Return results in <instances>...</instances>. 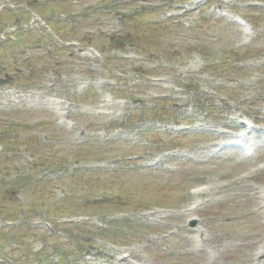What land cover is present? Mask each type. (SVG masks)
<instances>
[{"label":"rangeland","instance_id":"rangeland-1","mask_svg":"<svg viewBox=\"0 0 264 264\" xmlns=\"http://www.w3.org/2000/svg\"><path fill=\"white\" fill-rule=\"evenodd\" d=\"M11 1L0 30L27 9L70 21L0 49V264L90 249L129 252L126 264H264V127L249 159L223 132L264 118V0ZM99 160L105 171L66 173ZM157 206L172 208L145 210ZM69 215L88 225L57 222Z\"/></svg>","mask_w":264,"mask_h":264},{"label":"water","instance_id":"water-1","mask_svg":"<svg viewBox=\"0 0 264 264\" xmlns=\"http://www.w3.org/2000/svg\"><path fill=\"white\" fill-rule=\"evenodd\" d=\"M0 82H4V81H0Z\"/></svg>","mask_w":264,"mask_h":264},{"label":"trees","instance_id":"trees-1","mask_svg":"<svg viewBox=\"0 0 264 264\" xmlns=\"http://www.w3.org/2000/svg\"><path fill=\"white\" fill-rule=\"evenodd\" d=\"M12 221H14V220H12Z\"/></svg>","mask_w":264,"mask_h":264}]
</instances>
